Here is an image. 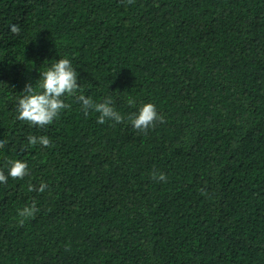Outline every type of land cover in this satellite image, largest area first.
Here are the masks:
<instances>
[{
    "label": "trees",
    "instance_id": "1",
    "mask_svg": "<svg viewBox=\"0 0 264 264\" xmlns=\"http://www.w3.org/2000/svg\"><path fill=\"white\" fill-rule=\"evenodd\" d=\"M60 58L77 95L165 122L101 125L77 95L16 119ZM0 138V170L29 167L0 184V264H264V0H0Z\"/></svg>",
    "mask_w": 264,
    "mask_h": 264
},
{
    "label": "clouds",
    "instance_id": "2",
    "mask_svg": "<svg viewBox=\"0 0 264 264\" xmlns=\"http://www.w3.org/2000/svg\"><path fill=\"white\" fill-rule=\"evenodd\" d=\"M131 2L132 0H128V3ZM10 30L12 33L19 31L15 24L10 25ZM78 80L79 76L71 60L68 58L57 59L47 70L40 73V90H34L30 84L26 85V94L18 98L16 104V119L26 121L30 126L39 128L51 125L65 109L70 107L65 103V97L77 95L78 89L81 87ZM77 99L85 114L89 110L99 114L97 122L101 125L107 121L119 124L127 118L133 129L138 132H147L150 128L155 127L157 122H165V117L151 102L142 104L135 112L126 117L117 110L110 96L100 103L94 102L90 96H85L83 93L77 95ZM127 103L130 106H135L136 101L129 97ZM6 143L5 139L0 138V146ZM50 143L47 136L28 137L29 145H40L46 148ZM28 174L27 162L19 159L9 161L6 174L5 171L0 170V184L6 183L9 177L23 179ZM153 178L159 181L167 180L166 174L162 172L153 173ZM47 188V183L41 182L38 187L30 185L28 190L43 193ZM37 212L38 208L35 203L24 206L18 213L19 217L22 218L19 222L23 224L25 220L34 217Z\"/></svg>",
    "mask_w": 264,
    "mask_h": 264
}]
</instances>
